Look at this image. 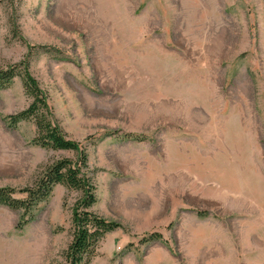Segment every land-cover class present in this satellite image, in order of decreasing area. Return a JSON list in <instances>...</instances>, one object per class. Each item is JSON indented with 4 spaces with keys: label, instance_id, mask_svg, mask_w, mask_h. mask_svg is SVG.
Here are the masks:
<instances>
[{
    "label": "rangeland",
    "instance_id": "obj_1",
    "mask_svg": "<svg viewBox=\"0 0 264 264\" xmlns=\"http://www.w3.org/2000/svg\"><path fill=\"white\" fill-rule=\"evenodd\" d=\"M24 60L120 224L90 264H264V0H0V69ZM29 102L0 89V187L75 157L8 123ZM77 197L0 204V264H65Z\"/></svg>",
    "mask_w": 264,
    "mask_h": 264
},
{
    "label": "trees",
    "instance_id": "obj_2",
    "mask_svg": "<svg viewBox=\"0 0 264 264\" xmlns=\"http://www.w3.org/2000/svg\"><path fill=\"white\" fill-rule=\"evenodd\" d=\"M16 76L20 77L30 102L24 109L7 115L8 123L14 126L22 120L32 121L35 135L31 141L34 144L54 151H72L75 157H63L45 164L35 180L23 188L0 187V204L20 211L18 226L21 227L33 217L34 209L48 198L55 185L61 184L77 191L78 197L71 212V240L64 252V261L65 264H90L99 241L106 233L120 228V224L104 219L91 209L96 195L87 152L78 141L68 139L62 131L54 118L46 93L30 74L25 60L0 69V89L9 86ZM16 193L24 196L15 197ZM160 236L159 233L150 234L151 239Z\"/></svg>",
    "mask_w": 264,
    "mask_h": 264
}]
</instances>
